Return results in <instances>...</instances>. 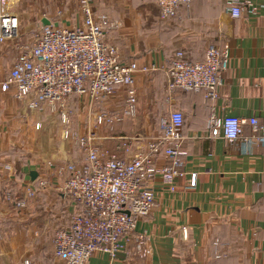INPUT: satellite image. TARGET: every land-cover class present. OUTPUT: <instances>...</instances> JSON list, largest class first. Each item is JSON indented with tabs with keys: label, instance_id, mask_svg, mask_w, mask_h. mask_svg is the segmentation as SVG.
Segmentation results:
<instances>
[{
	"label": "crops",
	"instance_id": "0c3cea01",
	"mask_svg": "<svg viewBox=\"0 0 264 264\" xmlns=\"http://www.w3.org/2000/svg\"><path fill=\"white\" fill-rule=\"evenodd\" d=\"M101 7L112 23L108 43L117 47L122 60L150 68L135 78L140 113L152 109L157 89L154 102L162 106V118L173 111L184 115L181 147L185 154L176 189L171 191L160 178L152 182L155 206L136 222V232L146 236L151 255L137 257L131 242L116 259L97 252L89 264H264V139L256 138L246 124L244 137L235 143L214 139L209 130L212 115L242 120L255 117L261 128L258 133L264 135V11L234 19L223 0H191L166 21L160 19L157 0H101ZM81 21L65 23L74 27ZM209 45L227 48L230 53L217 96L189 91L178 92L171 100L167 84L176 53L181 51L193 62H201ZM4 81H0V185L14 182L24 192L47 176L56 186L60 182L56 168L61 164L48 166L45 160H64L71 153L66 146L55 151L53 119L28 111L11 92H3ZM37 122H41L42 132L36 129ZM85 128L79 127L80 131ZM121 136L127 135L117 137ZM115 143L102 148L113 150ZM169 163L162 154L158 164ZM32 172L37 173L36 183ZM192 174L197 175L194 189L188 188ZM65 201L68 211L77 210L72 198ZM69 223L70 218L57 226H39L40 235ZM24 228L33 232L38 226ZM225 250L230 251L227 258L221 253Z\"/></svg>",
	"mask_w": 264,
	"mask_h": 264
},
{
	"label": "built area",
	"instance_id": "2783aa9c",
	"mask_svg": "<svg viewBox=\"0 0 264 264\" xmlns=\"http://www.w3.org/2000/svg\"><path fill=\"white\" fill-rule=\"evenodd\" d=\"M16 0H0V46L19 37L20 19L10 12ZM232 18L245 14L258 15L264 11V0H223ZM161 19L175 18L178 10L188 7L191 0H157ZM83 19L74 27L49 21L34 43L23 45L6 80L3 92H11L33 111L49 109L61 115L63 124H69L70 98L79 96L89 105L110 100L118 90L126 89L127 110L97 112L95 123L99 128L112 129L126 117L135 116L138 72L150 68L136 62L122 60L117 47L107 41L112 23L106 14L96 16L94 0H80ZM229 50L209 45L203 61L193 62L183 52L176 53L171 62L167 92L172 100L178 92L206 91L210 98L217 90L228 68ZM184 115L173 111L160 120V135L145 140L139 135L113 137V150L102 148L96 132L79 135L69 131L64 136L74 139L86 153L84 163H72L56 168L61 190L77 205L69 226L56 231L54 256L61 264H89L97 252L116 259L133 242L142 259L148 258L151 247L144 234L136 232V222L146 217L156 203L152 182L160 178L174 191L175 181L183 176L182 128ZM249 125L258 139L259 121L252 117L242 120L234 116L212 115L209 130L212 138H223L235 143L244 137L243 126ZM40 123L36 128H40ZM135 151H134V150ZM162 154L169 164L162 166ZM41 179L37 186L28 185L25 196L16 198L15 208L24 209L39 188L46 186ZM197 185L192 174L188 188ZM40 186V187H38ZM8 199L12 196L8 195ZM26 264H30L29 261Z\"/></svg>",
	"mask_w": 264,
	"mask_h": 264
},
{
	"label": "rangeland",
	"instance_id": "374dc122",
	"mask_svg": "<svg viewBox=\"0 0 264 264\" xmlns=\"http://www.w3.org/2000/svg\"><path fill=\"white\" fill-rule=\"evenodd\" d=\"M9 10L20 19L19 37L0 46V81L6 80L9 75L15 59L20 53L19 49L25 44L34 43L38 38L44 26L43 19L61 22L63 25L75 22L78 24L83 19L80 0H16L10 4ZM94 10L96 16L104 14L101 0H94ZM157 95L158 90L156 89L154 90V98ZM154 98L153 105L151 100L149 101L152 109L149 107V110L144 115H142V111L140 113L136 103L135 116L126 117L123 122L116 123L112 129L97 127L94 119L95 114L97 112L118 113L120 111L123 115L128 105L126 89L118 90L110 100L104 103H93V105L86 104L79 96H73L70 98L68 110L69 124L62 123L58 110L56 113H52L49 109L34 111L43 116H50L53 119L55 133L53 134L54 143L52 145L53 147L55 146V151H62L64 146H66L65 150L71 153L70 157L64 160L57 158L47 159L45 160L46 165L49 166L51 163L58 162L62 166H66L67 164H81L86 161V153L77 142L64 136L66 130L79 135H89L92 132H96L100 138L97 143L101 147L109 146L114 141L112 138L119 135H139L147 141L159 136L161 133L162 106L160 107L158 103L154 102ZM145 102L147 101L145 100ZM21 103H25L26 108H28L26 102ZM21 105L23 106L24 104ZM155 107L156 109H154ZM27 110L33 112L29 108ZM39 123L42 125L41 122H37L35 127ZM80 126L82 128L86 127L85 131H80ZM36 129L42 132V128ZM27 136L28 134L22 135L21 141L23 144L26 143ZM53 147L52 150L54 151ZM105 149L108 150V148ZM19 155L21 156L22 154ZM44 179L47 180L48 185L38 186L40 188L38 193H36L37 195L29 200V205L24 209L15 208L13 201L16 198L24 197L26 192L19 191L14 182L0 185V264H26L27 261L30 264H61L55 258L53 248L55 233L60 228H51L44 231L47 234L42 237L39 226L45 228L46 226H57L59 221L71 218L76 210L70 212L66 209L64 202L68 198L71 200V198L61 190L60 178H57L60 181L57 183L58 186L54 185L56 182L52 184L47 176ZM35 181L37 182V179ZM48 193L51 197H46ZM8 195L12 196V198L8 199ZM36 196H39L40 199L37 200ZM36 203L38 204L36 205ZM24 226H38V228L32 232L26 231L25 228H29H24ZM39 244L41 247L38 250L36 246ZM134 251L136 256L139 257L135 247ZM221 253L225 258L230 255L229 250L225 253L221 251Z\"/></svg>",
	"mask_w": 264,
	"mask_h": 264
},
{
	"label": "water",
	"instance_id": "95a60500",
	"mask_svg": "<svg viewBox=\"0 0 264 264\" xmlns=\"http://www.w3.org/2000/svg\"><path fill=\"white\" fill-rule=\"evenodd\" d=\"M43 24H44V25H49L50 22H49L47 19H44V20H43ZM36 178H37V173H36V172H32V173H31V179H32V181H35Z\"/></svg>",
	"mask_w": 264,
	"mask_h": 264
},
{
	"label": "trees",
	"instance_id": "16d2710c",
	"mask_svg": "<svg viewBox=\"0 0 264 264\" xmlns=\"http://www.w3.org/2000/svg\"><path fill=\"white\" fill-rule=\"evenodd\" d=\"M225 3V2H224ZM183 7H185V6H183ZM159 13H160V9H159ZM160 18H161V14H160ZM186 92H189V91H186Z\"/></svg>",
	"mask_w": 264,
	"mask_h": 264
}]
</instances>
